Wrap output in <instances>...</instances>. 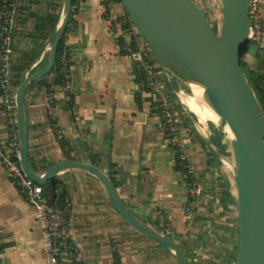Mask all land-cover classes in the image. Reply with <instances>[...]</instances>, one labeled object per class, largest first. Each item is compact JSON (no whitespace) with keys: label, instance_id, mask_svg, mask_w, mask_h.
Instances as JSON below:
<instances>
[{"label":"crops","instance_id":"0c3cea01","mask_svg":"<svg viewBox=\"0 0 264 264\" xmlns=\"http://www.w3.org/2000/svg\"><path fill=\"white\" fill-rule=\"evenodd\" d=\"M62 5L63 0H14L8 69L14 103L21 80L47 64ZM103 9L101 0H83L71 11L65 39L70 98L53 71L25 87L27 157L33 172L41 175L65 159L95 163L107 174L112 170L117 192L129 210L158 229L162 215L163 231L176 240L191 264H234L239 235L233 159L216 113L215 118L202 117L192 110L186 102L193 94L189 86L157 62L154 96L176 102L185 162L198 189L190 208L189 183L174 167V150L154 107V96L143 90L134 64L117 41L120 26L111 19L124 8L112 3L109 18L103 16ZM256 12L264 35V0ZM137 43L153 58L141 38ZM49 92L54 93L52 117L45 105ZM15 123L19 142L16 111ZM57 130L69 146L70 157L61 147ZM0 135L3 139L8 135L7 116L1 108ZM210 145L222 158L215 156ZM57 175L68 193L66 232L81 256L71 261L62 251L60 264H179L171 250L130 226L94 174L69 168ZM37 212L0 165V264H47L44 221Z\"/></svg>","mask_w":264,"mask_h":264},{"label":"water","instance_id":"95a60500","mask_svg":"<svg viewBox=\"0 0 264 264\" xmlns=\"http://www.w3.org/2000/svg\"><path fill=\"white\" fill-rule=\"evenodd\" d=\"M221 19L214 30L195 0H121L159 65L171 76L202 87L198 101L217 115L229 145L238 221L234 264H264V116L246 72L241 47H248L253 29L251 0H220ZM72 0H63L61 19L48 47L47 64L24 77L15 94L20 161L28 176L44 184L59 172L78 168L94 174L104 185L115 209L141 234L172 251L179 264H191L176 240L135 216L119 196L110 176L97 164L61 160L36 175L27 157L24 91L27 83L51 71L56 47L70 19ZM219 159L220 153L210 145Z\"/></svg>","mask_w":264,"mask_h":264},{"label":"built area","instance_id":"2783aa9c","mask_svg":"<svg viewBox=\"0 0 264 264\" xmlns=\"http://www.w3.org/2000/svg\"><path fill=\"white\" fill-rule=\"evenodd\" d=\"M263 0H251V14L253 29L251 37L258 39L263 35V22L256 10ZM83 0H77L76 7L82 4ZM14 10V0H0V108L5 111L7 116L8 135L3 139L0 135V165L5 169L8 178L16 186L25 202L37 207V217L44 221V251L46 254L47 264H60L61 252L65 251L71 261H79L80 253L76 244L69 238L65 228V212L68 206L66 198L63 208L49 204L44 197L42 185L32 180L24 171L20 161V151L18 134L15 123V103L8 90V69L10 53V27L12 14ZM118 35L125 38V54L134 64L135 68L143 71V76L139 83L143 90L150 91L154 96L158 89V73L155 71L157 62L142 51L141 48L133 49L130 46L132 39L136 42L141 38L135 25H131L128 30L117 31ZM64 60V57H63ZM66 66L63 65L64 75L61 83L65 96L69 99L68 76ZM157 103L159 114L162 118L163 127L166 132L167 140L174 150V158L177 156L185 161L186 157L183 150L182 125L177 117L176 102L167 96H154ZM49 116L55 112L54 93L49 92L45 102ZM57 138H62V132L57 130ZM188 173L192 175L191 168L186 164ZM198 189L195 181L189 183L188 198L190 208L195 204L196 193ZM158 227L166 229L164 217L160 215Z\"/></svg>","mask_w":264,"mask_h":264},{"label":"trees","instance_id":"16d2710c","mask_svg":"<svg viewBox=\"0 0 264 264\" xmlns=\"http://www.w3.org/2000/svg\"><path fill=\"white\" fill-rule=\"evenodd\" d=\"M76 1L77 0H72V10L71 11L76 10V6H75ZM101 2L104 5V9H103L102 14L104 17L109 18L111 15V13H110L111 4L116 3V2L121 3V0H101ZM123 8H124L123 13L118 14L117 16H115L111 20L114 24L118 23L122 30L127 31L128 28L133 24V22L130 19V17L128 15L127 11L125 10L124 6H123ZM251 18H252V15H251ZM66 30H67V28L65 29L62 37L60 38V40L57 44L55 61L53 64V68L51 70L59 76L61 83L63 82V79H64V75H63L64 73L62 71V67H63V65L66 66V68H67L66 71H68V67H69V61L67 59L68 50H67V44L65 41ZM139 35H140L141 39L144 41V43H146V41L144 40L142 35L140 33H139ZM117 41H118L119 45L121 46L122 51L125 52L126 51L125 38L121 35H118ZM250 43H253V45H254L251 50L249 49ZM130 46L133 49H139L140 48L138 43L134 39H132ZM148 48H149V46H148ZM149 50L152 53L150 48H149ZM241 51L242 52L240 54V64L243 67L244 71L246 72L247 78H248L252 88L254 89V92H255L256 97L259 101V104H260V107H261V110H262L263 116H264V45H262L259 40L251 38L248 47L245 48V45H243L241 47ZM152 55H153V53H152ZM63 57H64V60H63ZM153 59L156 62H158L154 55H153ZM142 76H143V71L136 68V78L140 79ZM138 98H139V94L137 95V100H138ZM153 104L155 105L154 106L155 109H158L155 101ZM60 144H61V147H62L65 155L67 157H70L69 146H68L67 142L64 139H61ZM92 158H94V157H92ZM174 161H175L174 167L176 169L182 171L185 174L186 180L188 183L192 182L193 176H191L188 173L187 167H186V162L181 160L177 156H175ZM108 175L110 176V178L112 179V181L115 184L116 181H115V177L112 173V170H108ZM42 188H43L44 197L46 198V200L49 204L56 206V207H59V208L64 207L68 193H67V188H66L65 183L62 181V179H60L58 177V175L50 178L44 184H42Z\"/></svg>","mask_w":264,"mask_h":264},{"label":"rangeland","instance_id":"374dc122","mask_svg":"<svg viewBox=\"0 0 264 264\" xmlns=\"http://www.w3.org/2000/svg\"><path fill=\"white\" fill-rule=\"evenodd\" d=\"M198 5L203 9L204 13L209 18L211 24L214 27V30H218L219 28V22L221 19V2L220 0H195ZM253 14V13H251ZM253 39V37H250V39ZM257 40L260 41V43L264 45V35L262 37H259ZM253 43H250V50L253 48Z\"/></svg>","mask_w":264,"mask_h":264},{"label":"bare ground","instance_id":"6f19581e","mask_svg":"<svg viewBox=\"0 0 264 264\" xmlns=\"http://www.w3.org/2000/svg\"><path fill=\"white\" fill-rule=\"evenodd\" d=\"M192 87H193V90L195 93L192 94L191 97L185 96L186 100H187V101L186 100L185 101L188 102V104L192 107V110L194 109L200 116H202V117L209 116V117L215 118L214 111L205 103L201 104L198 101V97L201 96V94H202V87L199 85H195V84H193ZM202 117H201V119H202Z\"/></svg>","mask_w":264,"mask_h":264}]
</instances>
